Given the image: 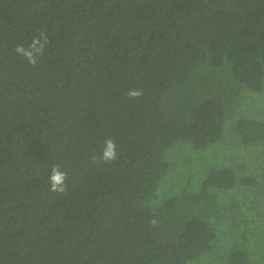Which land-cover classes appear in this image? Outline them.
<instances>
[{
    "label": "trees",
    "instance_id": "16d2710c",
    "mask_svg": "<svg viewBox=\"0 0 264 264\" xmlns=\"http://www.w3.org/2000/svg\"><path fill=\"white\" fill-rule=\"evenodd\" d=\"M0 264H264V0H0Z\"/></svg>",
    "mask_w": 264,
    "mask_h": 264
},
{
    "label": "clouds",
    "instance_id": "9594fccd",
    "mask_svg": "<svg viewBox=\"0 0 264 264\" xmlns=\"http://www.w3.org/2000/svg\"><path fill=\"white\" fill-rule=\"evenodd\" d=\"M49 44V38L44 31H38L25 46L24 43H18L12 49V52L22 57L27 64L36 68L39 65V59L44 55L45 48ZM125 95L128 99L139 101L144 95V89L132 87L127 89ZM118 158L117 141L114 137H105L98 155L91 156V162L94 165H108L115 162ZM69 173L62 168V165H54L48 176V191L54 194H64L68 190Z\"/></svg>",
    "mask_w": 264,
    "mask_h": 264
},
{
    "label": "flooded vegetation",
    "instance_id": "af4514ba",
    "mask_svg": "<svg viewBox=\"0 0 264 264\" xmlns=\"http://www.w3.org/2000/svg\"><path fill=\"white\" fill-rule=\"evenodd\" d=\"M254 167H257V165H255ZM191 185H193L194 187L196 186V184H191ZM227 208L226 210H220L214 212V217L212 219H208L206 217L202 218L204 221H206V223H208L210 226L218 230H220L219 222H222V220L225 221L224 230L226 231L224 233L222 232L223 235L220 239L222 243V247L220 249L229 248L232 245L230 243L231 238L233 237V235L238 234L239 230H242L243 227L242 225L244 224L243 213H241V211L236 212L232 210V207L231 208L227 207ZM253 208H256V203H253ZM258 213L261 214V212ZM251 215H255V213H252ZM249 223L251 228L253 227L256 228V224L252 220ZM252 245L253 244L251 243H245L242 246L252 247Z\"/></svg>",
    "mask_w": 264,
    "mask_h": 264
},
{
    "label": "rangeland",
    "instance_id": "374dc122",
    "mask_svg": "<svg viewBox=\"0 0 264 264\" xmlns=\"http://www.w3.org/2000/svg\"><path fill=\"white\" fill-rule=\"evenodd\" d=\"M230 105L236 106V104H240L238 101H233L232 104L229 102ZM241 105V112L248 114L251 113V108L250 105H248L247 100L244 102V104ZM241 114V113H240ZM184 155H178V154H172V158L175 157V159L170 163L171 164V170L172 173L175 174L177 177H185L187 173H192L193 172V167L191 165H194L193 163L187 162V158L192 156L193 150L187 149ZM192 154V155H191ZM191 164V165H190ZM169 176H172L169 174Z\"/></svg>",
    "mask_w": 264,
    "mask_h": 264
}]
</instances>
